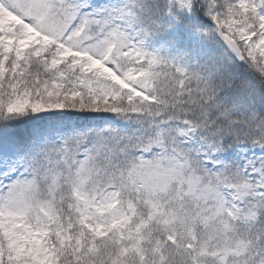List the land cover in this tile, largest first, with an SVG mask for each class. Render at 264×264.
<instances>
[{
	"label": "snow or ice",
	"instance_id": "1",
	"mask_svg": "<svg viewBox=\"0 0 264 264\" xmlns=\"http://www.w3.org/2000/svg\"><path fill=\"white\" fill-rule=\"evenodd\" d=\"M0 264H264V0H0Z\"/></svg>",
	"mask_w": 264,
	"mask_h": 264
}]
</instances>
